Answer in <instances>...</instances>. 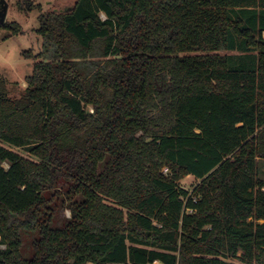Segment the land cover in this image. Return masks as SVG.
Returning a JSON list of instances; mask_svg holds the SVG:
<instances>
[{"label": "trees", "instance_id": "obj_1", "mask_svg": "<svg viewBox=\"0 0 264 264\" xmlns=\"http://www.w3.org/2000/svg\"><path fill=\"white\" fill-rule=\"evenodd\" d=\"M21 7L42 45L19 96L0 73V264H264V0Z\"/></svg>", "mask_w": 264, "mask_h": 264}, {"label": "rangeland", "instance_id": "obj_2", "mask_svg": "<svg viewBox=\"0 0 264 264\" xmlns=\"http://www.w3.org/2000/svg\"><path fill=\"white\" fill-rule=\"evenodd\" d=\"M8 5L6 21H16L21 24L22 32L13 33L11 30L0 29V73L8 80L11 96L17 97L27 86L26 77L32 74L34 68L33 57H26L24 51L32 49L37 52L42 45V37L37 33L40 27L38 15L39 9L29 13L22 9L21 4L24 0H0ZM77 0H36L41 4L42 12L51 10H60L73 6ZM8 147V146H6ZM9 148V147H8ZM21 152L20 149H16ZM27 156V154H25ZM5 166H7L5 164ZM259 176L264 179V160L259 161ZM201 182L193 175H188L180 181V185L185 189L192 191ZM62 190V189H61ZM60 190V191H61ZM57 194L47 206V219L53 227H64L71 218L72 213L68 204L64 201L63 191ZM51 193L48 192V198ZM261 222H264L263 220ZM23 244L21 252L27 259L34 257L33 242L39 237L38 231H22ZM1 246H4L3 244ZM3 248V247H2Z\"/></svg>", "mask_w": 264, "mask_h": 264}, {"label": "water", "instance_id": "obj_3", "mask_svg": "<svg viewBox=\"0 0 264 264\" xmlns=\"http://www.w3.org/2000/svg\"><path fill=\"white\" fill-rule=\"evenodd\" d=\"M72 9H73V6H70V7H67L65 9H60V11H65V10L66 11H71ZM7 13H8V5L5 2L4 6H3V9L0 12V22L1 23H4L6 21Z\"/></svg>", "mask_w": 264, "mask_h": 264}, {"label": "flooded vegetation", "instance_id": "obj_4", "mask_svg": "<svg viewBox=\"0 0 264 264\" xmlns=\"http://www.w3.org/2000/svg\"><path fill=\"white\" fill-rule=\"evenodd\" d=\"M4 4H5V1L0 2V12L3 9Z\"/></svg>", "mask_w": 264, "mask_h": 264}, {"label": "built area", "instance_id": "obj_5", "mask_svg": "<svg viewBox=\"0 0 264 264\" xmlns=\"http://www.w3.org/2000/svg\"><path fill=\"white\" fill-rule=\"evenodd\" d=\"M104 16V15H103ZM167 171V169H165V172ZM1 247H3L4 248V246H1Z\"/></svg>", "mask_w": 264, "mask_h": 264}]
</instances>
